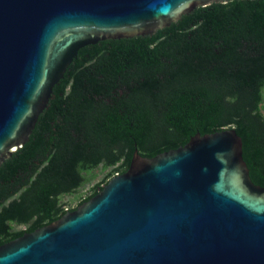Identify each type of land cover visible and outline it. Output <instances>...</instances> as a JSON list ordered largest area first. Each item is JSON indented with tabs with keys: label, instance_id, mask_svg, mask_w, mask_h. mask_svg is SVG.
<instances>
[{
	"label": "water",
	"instance_id": "water-1",
	"mask_svg": "<svg viewBox=\"0 0 264 264\" xmlns=\"http://www.w3.org/2000/svg\"><path fill=\"white\" fill-rule=\"evenodd\" d=\"M229 1L0 0V167L82 48L151 36ZM0 264H264V187L235 129L154 158L136 149L127 172L78 209L1 246Z\"/></svg>",
	"mask_w": 264,
	"mask_h": 264
},
{
	"label": "trees",
	"instance_id": "trees-1",
	"mask_svg": "<svg viewBox=\"0 0 264 264\" xmlns=\"http://www.w3.org/2000/svg\"><path fill=\"white\" fill-rule=\"evenodd\" d=\"M225 129L264 187V0L199 7L154 35L82 48L0 167V247L78 209L136 149L154 158Z\"/></svg>",
	"mask_w": 264,
	"mask_h": 264
}]
</instances>
